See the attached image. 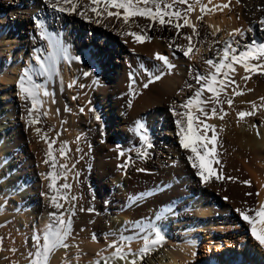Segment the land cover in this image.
Listing matches in <instances>:
<instances>
[{
    "label": "bare ground",
    "instance_id": "1",
    "mask_svg": "<svg viewBox=\"0 0 264 264\" xmlns=\"http://www.w3.org/2000/svg\"><path fill=\"white\" fill-rule=\"evenodd\" d=\"M78 2L77 12L96 6ZM189 4L193 11L187 18L200 39L194 38L186 57L169 45L187 50L188 41L158 21L147 28L149 21L134 17L129 27L122 15L98 18L89 10L85 19L58 12L43 0H0V264H30L33 237H42L49 224L56 227L59 215L72 220L68 247L56 249L48 264H264V246L236 211L264 206V72H246L239 62L234 71L223 68L221 73L228 72L235 84L220 93L222 105L206 106H215L218 115L209 118L192 110L199 117L193 123L197 135L206 123L217 136L219 163L211 161L209 174L205 162L208 183L196 175L187 159L192 153L179 143L176 121L183 119L186 126L187 117L172 111H188L179 106L199 87L193 77L214 71L205 60L223 58L216 50L232 39L230 34L238 53L264 45L259 22L264 0H188L176 7ZM38 23L52 38L51 47L40 38ZM141 29L150 37L143 43L124 34ZM237 29L243 35L235 34ZM179 31L190 34L191 28ZM63 49L79 61L64 59ZM50 53L55 72L33 75L42 86L41 103L29 116L32 102L22 98L18 79L25 69H39L34 57ZM157 53L174 65L169 72L161 71ZM245 62L255 66L264 58ZM150 74L162 78L145 88ZM240 112L254 114L240 118ZM206 135L210 138L213 131ZM53 197L63 207L57 208ZM256 227L264 235V217H256ZM157 228L164 239L152 245ZM145 237L148 250L141 259ZM110 244L137 255L116 258Z\"/></svg>",
    "mask_w": 264,
    "mask_h": 264
},
{
    "label": "snow or ice",
    "instance_id": "2",
    "mask_svg": "<svg viewBox=\"0 0 264 264\" xmlns=\"http://www.w3.org/2000/svg\"><path fill=\"white\" fill-rule=\"evenodd\" d=\"M44 3L50 4L51 7H53L56 11L64 13L69 12L80 15L82 18L90 19L86 15L87 11H91L92 13H95L96 17L98 18H108V17H115L119 19L122 15L123 17V23L125 25H129V21L131 18L134 17H142L145 20L149 21L150 23L146 25L147 28H151L157 21L161 26L164 25H171L177 30V37L187 40L188 46L186 50L185 45H175L174 42L170 44V47H175L177 50L183 53L184 56L188 57L189 52L192 50L194 45V38L196 42H199L200 34L197 30L196 26L193 25L190 20L187 18L188 13L193 11V6L189 4L187 9H182L176 7L177 4L184 5L188 3V0H172L171 3L165 2V0H89V3L91 5H96L95 7H86L83 10L77 12V9L81 7V4L78 2V0H43ZM198 2V0H197ZM211 2V0H210ZM103 3L104 7L103 9H100V5ZM163 4V7L161 6ZM222 7H228L227 4L223 5ZM116 9L115 12L110 11L109 9ZM123 10L121 13L120 10ZM204 7H201V12H204ZM106 13V16H105ZM167 17V19H165ZM175 18V20L173 19ZM199 19H203V16L199 17ZM180 20H183V24L179 23ZM96 23H99V19L96 21H93ZM261 24H264V19L259 21ZM37 28L41 29L40 32V38L46 39L48 41L49 46L51 47L53 44L52 38L49 37L43 30V27L38 23L36 25ZM131 27V25H129ZM137 27H140L139 24H137ZM182 27H188L191 28V33H181L179 30ZM251 30V29H249ZM143 33V34H142ZM126 36H131L133 38V41L135 43H143L146 39H150V37H147L146 32L144 29H141V32H135V31H125L124 33ZM235 34L237 35H243V32L239 29L235 30ZM232 36V39L229 41H226L222 48H218L216 50L217 56L222 52L223 58L219 61L214 59H207L205 60V63L209 65L210 69H214V71H210L207 75H203L199 72L196 73V75L193 77L196 84L199 85V87L196 89L195 94L193 97H190L185 104L180 105L179 107L188 109L186 112H177L175 109H173V114L178 117H187L186 126L183 119H178L176 121L177 128L179 131L177 132V135L179 136V143L182 148L186 150H190L192 155L188 156L187 159L192 163L193 168L197 169L196 175L200 177L201 181L204 183L209 182L208 176L205 175V168H206V161H207V168L209 171V174L212 173V169L210 167L211 161L215 160L216 163H219L218 160H216V157L214 153H216V141L217 136L214 131V126H210L208 124L203 125V131L197 135V132L193 130V123L194 119L198 120L199 117H193L191 114L192 110L198 111L202 113L204 116L211 118L212 116L218 115L217 108L215 106L211 107L210 109H206V106L208 104L212 105H222L225 101L220 99V93L225 92V89L235 84V81L229 78L228 72L221 73V70L223 68H228L232 71L233 65L237 62L241 63V65L244 67L245 71H252L255 72L257 69H260L261 72H264V63H259L255 66H250L248 63H246V60H261L264 58V45H259L258 48L254 51L252 49L246 50L244 52H237L235 48L232 47L233 41H234V35L230 34ZM218 43V42H217ZM39 51V50H37ZM63 58L66 60H77L79 61L78 57L70 56L68 54L67 49H63ZM155 60L162 62L160 65L161 71L163 72H169L174 65L171 64L168 57L161 55L159 53L155 54ZM36 60V63L39 64L38 70H32V69H25L24 72L21 74V76L18 79V87L20 89V92L23 94L22 98L25 100H31L32 102V108L28 109L29 116H32L33 110L37 108V106L41 103L38 99L40 92L42 90V86L35 82L33 79V75H43L45 73L51 74L55 72V67L53 63H49V61L52 59V54L50 53L48 57L41 58L40 56L34 57ZM222 74L223 79H219ZM85 76H88L89 73L85 72ZM162 78L161 74H150L148 76L147 81L144 83V87L147 88L149 84L158 81ZM245 79H248L249 77H244ZM135 81H133L134 83ZM93 83H97V81H93ZM71 86V85H70ZM239 87L238 85L236 86ZM205 90L212 93V95H205ZM234 94L240 95L242 93L237 92L236 89H233ZM45 95H49L45 91ZM264 99V98H261ZM229 106L232 104V100L228 99L226 101ZM131 103V102H129ZM197 104L199 107H196L193 109V105ZM256 105L253 102V108H255ZM220 112H223L222 107L220 108ZM254 113H245L240 112L238 115L240 118H243L246 115H252ZM223 118V116H221ZM99 119V117H97ZM35 120H30L29 123H34ZM142 127V125H141ZM212 130L213 135L208 138L207 137V131ZM39 131V130H37ZM143 139H146L145 137H142ZM206 141V142H205ZM211 144L213 147L209 149L208 145ZM150 146V145H149ZM52 144L49 143V151L47 155L50 157L52 155L51 152ZM202 149V153H201ZM61 156L64 155V149L63 147L60 149ZM211 158V160H209ZM44 163H48V160H45ZM61 168L67 167L66 165H61ZM121 168L126 167V165H120ZM141 171H144L141 169ZM48 176H51L49 173ZM47 178V177H46ZM66 178V177H65ZM220 179L221 177H217ZM242 183L249 184V181H243ZM52 187V184H49V188ZM64 188H70L71 186L68 184L63 185ZM247 195H252V193H247ZM258 195V193H257ZM53 203L57 208L63 207V205H60L56 203L55 197L52 198ZM66 199V197H65ZM75 199V197H73ZM73 215L74 211L71 209L69 210ZM91 211V210H89ZM238 212L240 218L247 222L251 226V231L253 237L259 242L260 245L264 246V235L257 232L256 227V217H264V206H261L259 211H256L255 209L251 208H238L236 209ZM255 212V216L250 215V213ZM56 227H53L52 224H49L47 226V229L45 230L43 236L36 235L33 237V247L35 248L34 252H31L29 255L32 257L30 264H48L50 255L58 248L64 247L67 248L68 245L65 243V240L68 238V236L71 233V224L72 220L71 218H68L67 220L64 219L62 215H59L56 217L55 220ZM163 235L161 230L154 229L153 230V238L151 239L152 245H157L163 242ZM119 244V242H117ZM117 244H110L109 247L115 248V252L113 253V256L116 258L126 259L129 254L131 255H137L136 253H131V250L129 249L128 253H125L122 251V246H117ZM148 244L149 239L147 237L144 238V248L140 250V256L142 259L143 253L148 250ZM99 264V262H97ZM105 264H107V261H105ZM130 264H135V260L131 261Z\"/></svg>",
    "mask_w": 264,
    "mask_h": 264
},
{
    "label": "rangeland",
    "instance_id": "3",
    "mask_svg": "<svg viewBox=\"0 0 264 264\" xmlns=\"http://www.w3.org/2000/svg\"><path fill=\"white\" fill-rule=\"evenodd\" d=\"M222 242H223V240H222ZM223 246H224V243H223Z\"/></svg>",
    "mask_w": 264,
    "mask_h": 264
}]
</instances>
